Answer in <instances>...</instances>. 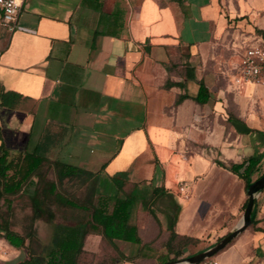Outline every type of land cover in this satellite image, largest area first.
<instances>
[{
    "label": "crops",
    "instance_id": "1",
    "mask_svg": "<svg viewBox=\"0 0 264 264\" xmlns=\"http://www.w3.org/2000/svg\"><path fill=\"white\" fill-rule=\"evenodd\" d=\"M18 25L0 33V144L94 172L96 203L123 197L112 177L128 172L141 242L109 240L114 264L166 262L169 227L208 247L236 226L248 188L231 167L264 173V85L233 77L264 42V0H25ZM254 206L221 264H264V187Z\"/></svg>",
    "mask_w": 264,
    "mask_h": 264
},
{
    "label": "trees",
    "instance_id": "2",
    "mask_svg": "<svg viewBox=\"0 0 264 264\" xmlns=\"http://www.w3.org/2000/svg\"><path fill=\"white\" fill-rule=\"evenodd\" d=\"M260 33L264 38V31ZM207 98L208 92L202 85L197 99L205 102ZM254 163L255 160L251 158L243 170L237 171L231 167V170L245 179L246 188L252 183L250 174ZM51 169L57 175V179L48 177L47 173ZM93 174L94 172L76 165L51 159L41 146L32 151L12 152L4 143L0 144V237H4L17 248L27 249V257L15 264H81V255L85 252L84 241L89 233L102 234L112 242L114 239L141 242L137 226L130 223L131 209L138 197L137 183H133V188L125 196L115 197L112 204L110 197H105L96 203L94 187H91V194L83 201L68 196L59 187V183L65 178L80 177L79 181L83 183L84 175ZM35 177L36 181H34ZM112 179L118 189H122L128 181V172L119 171L113 175ZM31 184L34 185V189L27 192L26 189ZM165 191L164 187L155 186L152 197L145 201L154 215L152 205ZM24 195L28 196L30 201V221L25 231H18L13 228V202L15 196ZM1 200L6 206L5 209L1 207ZM247 201L248 199L244 202L243 208ZM54 205L58 209L73 211L75 220L71 223L57 222L50 243L44 244L37 237L34 224L39 219L53 221L56 216L55 209L52 208ZM254 209L255 206L251 225L257 222ZM169 228L171 229L167 241L169 251L181 248L195 240L190 236H179L172 227ZM200 250L202 249L198 251Z\"/></svg>",
    "mask_w": 264,
    "mask_h": 264
},
{
    "label": "rangeland",
    "instance_id": "3",
    "mask_svg": "<svg viewBox=\"0 0 264 264\" xmlns=\"http://www.w3.org/2000/svg\"><path fill=\"white\" fill-rule=\"evenodd\" d=\"M257 44H261L264 46V42H260ZM52 159V158H51ZM49 178L57 179V175L51 169L47 173ZM80 178V177H79ZM79 178H65L61 183H59V187L61 191H63L68 196L78 200L83 201L87 198L89 194H91V187L95 188L94 195L96 194L98 187V181L96 176L94 178H88L85 182L81 183ZM84 178V177H83ZM36 178H34V181ZM108 188H110L109 183H105ZM133 184H126L122 189L116 190V194H120L122 196L126 195L132 188ZM34 189V185H30L27 187L26 191L31 192ZM145 192V190H142ZM248 197V195H247ZM166 200H157L152 208L156 209L158 212L164 208V203ZM3 200H1V207L3 209L6 208L5 205L2 204ZM14 216H13V228L18 231H25L26 225L29 224V213L31 211L30 201L28 196H15L14 198ZM146 206V204H145ZM55 209L56 216L53 221H46L43 219H39L35 221V228L37 232V237L44 244H49L52 238V234L54 231L55 224L57 222H66L71 223L74 219V213L70 209H58L55 205L52 206ZM242 209V214L244 212ZM74 214V215H73ZM242 214L240 218L242 217ZM264 221V217L262 218ZM94 235V234H93ZM89 235L86 236L84 243H87V248L85 252L81 255L80 262L81 264H114L115 262V250L113 244L105 238L102 234L96 235L95 239L88 240ZM162 237V235H161ZM209 241V237L199 238L191 241L189 244L185 245L183 248H176L174 252L171 254L173 259H166V261L177 260L183 257L189 256L191 254L196 253L199 249L206 247L207 242ZM37 246V242L35 243ZM157 248V246L155 247ZM0 259H7L5 264H15L17 261L22 260L24 257H27V249L25 247L14 248V247H3L0 244ZM177 251H180L179 254ZM177 256V257H176ZM217 257V254L214 255ZM175 257V258H174ZM1 264V263H0Z\"/></svg>",
    "mask_w": 264,
    "mask_h": 264
},
{
    "label": "built area",
    "instance_id": "4",
    "mask_svg": "<svg viewBox=\"0 0 264 264\" xmlns=\"http://www.w3.org/2000/svg\"><path fill=\"white\" fill-rule=\"evenodd\" d=\"M25 0H0V33L3 30L14 32ZM234 83L264 85V46L253 44L246 47L240 62V69L233 77ZM178 191L189 198L190 193L184 184ZM196 264H221L216 256L207 257Z\"/></svg>",
    "mask_w": 264,
    "mask_h": 264
},
{
    "label": "water",
    "instance_id": "5",
    "mask_svg": "<svg viewBox=\"0 0 264 264\" xmlns=\"http://www.w3.org/2000/svg\"><path fill=\"white\" fill-rule=\"evenodd\" d=\"M263 187H264V173L258 179H256L249 185L247 189L248 201L245 206L242 217L240 218L236 226L229 233L222 236L219 240H217L212 245L194 254L183 257L181 259L166 261L162 264H196L197 262L207 257L213 256L219 253L235 237H237L242 231H244L251 224L254 204L258 196V193L263 189Z\"/></svg>",
    "mask_w": 264,
    "mask_h": 264
}]
</instances>
